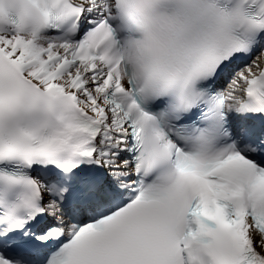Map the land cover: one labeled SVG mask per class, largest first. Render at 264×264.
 Instances as JSON below:
<instances>
[{"label": "snow or ice", "instance_id": "6c2138e0", "mask_svg": "<svg viewBox=\"0 0 264 264\" xmlns=\"http://www.w3.org/2000/svg\"><path fill=\"white\" fill-rule=\"evenodd\" d=\"M0 264H264V0H0Z\"/></svg>", "mask_w": 264, "mask_h": 264}]
</instances>
